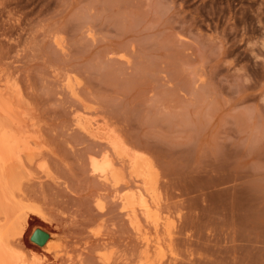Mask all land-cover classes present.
<instances>
[{"label":"rangeland","instance_id":"374dc122","mask_svg":"<svg viewBox=\"0 0 264 264\" xmlns=\"http://www.w3.org/2000/svg\"><path fill=\"white\" fill-rule=\"evenodd\" d=\"M17 1L18 26L0 13V52L43 105L57 153L53 180L25 186L49 221L28 214L17 240L23 256L140 260L112 193L89 174V156L102 150L67 131L68 100L49 75L68 69L87 81L82 96L99 100L105 119L157 167L174 233L170 251L165 242L160 254L151 246L150 264L175 250V264H264V0ZM50 33L63 36L67 55L50 46ZM35 229L47 235L41 246L29 240ZM94 237H104L103 249Z\"/></svg>","mask_w":264,"mask_h":264},{"label":"bare ground","instance_id":"6f19581e","mask_svg":"<svg viewBox=\"0 0 264 264\" xmlns=\"http://www.w3.org/2000/svg\"><path fill=\"white\" fill-rule=\"evenodd\" d=\"M12 1L0 3V13L6 10V14L9 15L7 19L11 17L8 22L12 26H18L23 6L21 7L17 0H15L17 2ZM48 36L50 46L57 50V53L63 56L67 55L66 48L69 45L66 46L67 42L65 43L63 36L57 33H50ZM5 58L7 59L0 52V264H45L40 261L41 259H28L23 256L25 253L20 251L17 240L22 237L28 214L41 220L47 219L44 211L40 210L42 206L37 207L38 205H34L32 199L28 198L25 186L43 179L53 180L54 175L49 161H57V153L54 151L56 149L51 141L55 136L52 135V129L44 120L45 109L40 102H37L38 97L37 101L32 99L36 95L29 87L22 84L20 78L10 71L11 69H7L9 64L6 65ZM62 71L60 73L54 70L49 77L50 81L58 87L57 95L63 101L68 100L69 112L67 114L70 115L71 120L67 131L69 135L89 141L91 145L102 150L101 153L94 152L95 154L89 156V174L112 193L113 202L120 207L133 235L135 234V241L137 240V244L141 247L140 260H137V264H150L149 250L151 253L153 251L150 249L151 246L155 247L154 249L160 254L163 242L166 243V249L171 247L172 234L174 233L172 231L174 228V226L172 227L173 219L168 213L165 211L163 213L161 210L157 167L147 154L138 152L123 139L122 133H119L120 130L118 129V131L111 123L113 121L106 120L105 112L104 114L100 112L104 110H100L98 103H96L97 105L94 103L95 99L93 102L82 96V92L88 88L85 87L87 81L84 83L83 76H79L80 72L75 74L68 69ZM90 92L88 91V94ZM34 169L39 171V177L34 175ZM161 185L162 183L159 184V186ZM96 206L100 211L105 209V204L101 199L97 200ZM164 208L165 206L162 209ZM147 228L151 229L154 234V243L151 241L150 237L152 236L148 234ZM159 233H162L163 239L158 236ZM97 235L95 232L93 236ZM103 238L97 240L95 238L100 244L99 247H102L101 249L105 247L104 241L106 240ZM174 239L177 241V238ZM49 249L46 252H51V255L54 252L55 257L56 252L53 246L52 248L50 246ZM175 249L178 251L176 242ZM168 250L170 251V249ZM176 253V250L175 254L170 252L169 260L166 263L165 261L164 263L158 262V264H175L178 258L175 256ZM154 254L152 257L155 256ZM166 254L168 255V252ZM36 255L34 253V256ZM159 257L160 255L155 259L159 260ZM161 257L163 260L164 257ZM99 261L110 264V260L105 254L99 257ZM55 262H57L56 257ZM111 262L113 263V261Z\"/></svg>","mask_w":264,"mask_h":264},{"label":"water","instance_id":"95a60500","mask_svg":"<svg viewBox=\"0 0 264 264\" xmlns=\"http://www.w3.org/2000/svg\"><path fill=\"white\" fill-rule=\"evenodd\" d=\"M38 233V234H37ZM47 235L39 230L35 229L30 235L29 240L34 242L36 245L41 246Z\"/></svg>","mask_w":264,"mask_h":264}]
</instances>
